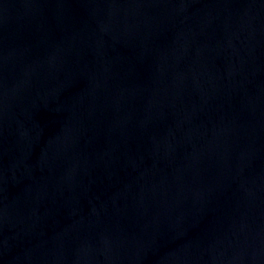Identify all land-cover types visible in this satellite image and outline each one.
I'll use <instances>...</instances> for the list:
<instances>
[{
  "label": "water",
  "instance_id": "water-1",
  "mask_svg": "<svg viewBox=\"0 0 264 264\" xmlns=\"http://www.w3.org/2000/svg\"><path fill=\"white\" fill-rule=\"evenodd\" d=\"M0 264H264V0H0Z\"/></svg>",
  "mask_w": 264,
  "mask_h": 264
}]
</instances>
